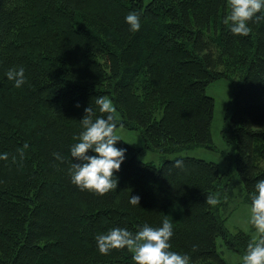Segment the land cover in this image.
<instances>
[{"label":"trees","instance_id":"16d2710c","mask_svg":"<svg viewBox=\"0 0 264 264\" xmlns=\"http://www.w3.org/2000/svg\"><path fill=\"white\" fill-rule=\"evenodd\" d=\"M231 0H0V264H137L126 248L101 253L96 236L113 227L137 231L173 224L171 250L190 264H227L216 239L243 256L252 241L230 233L220 202L218 164L192 156L159 165L138 158L123 140L126 160L116 189L103 195L71 180L70 148L85 106L107 96L117 126L138 129L147 148L167 153L210 147L214 98L206 85L236 77L232 111L221 129L234 148L246 200L264 178V13L250 32L224 23ZM140 15L130 31L124 17ZM25 69L16 87L6 78ZM79 102V107L76 106ZM59 153L63 159H57ZM183 160L182 167L173 162ZM139 194V205L129 195ZM239 264H242L240 262Z\"/></svg>","mask_w":264,"mask_h":264},{"label":"clouds","instance_id":"9594fccd","mask_svg":"<svg viewBox=\"0 0 264 264\" xmlns=\"http://www.w3.org/2000/svg\"><path fill=\"white\" fill-rule=\"evenodd\" d=\"M261 13H264V0H231L224 23L233 34L245 36L251 30L248 22L253 18L259 19ZM124 20L130 31L135 32L141 28L140 15L135 11L128 12ZM5 75L16 87L25 82L23 67L9 68ZM95 104L104 115L97 116L96 110L90 105L84 107V114L80 118L82 130L77 142L70 148L74 161H79L72 165L71 180L81 189L103 195L117 188L118 177L115 173L127 158V147L118 146L122 138L116 131L117 109L112 99L99 96ZM76 106L79 107V102ZM55 155L57 159H63L59 153ZM6 157L7 153H0V159ZM173 166L182 167L183 160H175ZM249 195V224L255 228L257 236L248 243L242 264H264V178L255 181ZM140 199L139 194L129 195V203L132 205H139ZM206 202L216 205L220 201L212 194L206 197ZM173 234L172 222L164 218L160 226L144 223L135 232L126 227H113L97 235L96 243L99 251L104 254L114 248H126L133 254L132 259L137 264H190L187 253L171 250L170 238Z\"/></svg>","mask_w":264,"mask_h":264},{"label":"rangeland","instance_id":"374dc122","mask_svg":"<svg viewBox=\"0 0 264 264\" xmlns=\"http://www.w3.org/2000/svg\"><path fill=\"white\" fill-rule=\"evenodd\" d=\"M235 81L236 77L229 76L214 80L206 85V93L214 98L213 116L210 124V147L192 145L187 148L162 153L157 149L145 147L138 129L117 126L116 131L124 142L139 148L138 158L142 161L159 165L164 159L192 156L217 163L222 173L220 186L224 184L228 176H233L236 179L231 195H226L221 190L216 195L220 201L222 215L227 218L225 226L230 233L242 230L249 233L251 239H253L257 236V232L249 224L250 203L245 198L242 182L235 170L233 161L234 148L231 143L225 141L221 134L225 119L232 111ZM117 117L118 114L116 113ZM216 249L227 264H239L242 262L243 256L241 253L229 248L221 237L216 239Z\"/></svg>","mask_w":264,"mask_h":264}]
</instances>
